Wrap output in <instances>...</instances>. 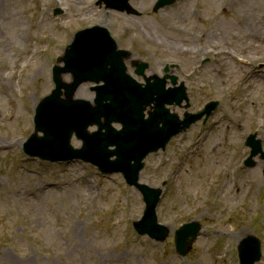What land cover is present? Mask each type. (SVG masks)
<instances>
[{
	"label": "rangeland",
	"instance_id": "rangeland-1",
	"mask_svg": "<svg viewBox=\"0 0 264 264\" xmlns=\"http://www.w3.org/2000/svg\"><path fill=\"white\" fill-rule=\"evenodd\" d=\"M155 1L129 0L140 12L135 15L98 0H0V264H238L237 246L249 235L260 239L257 263L264 264V159L243 164L248 134L264 150V6L257 7L261 0H175L153 11ZM243 10L250 17L243 31L227 33ZM96 25L131 52L127 72L139 81L134 61L149 63L147 76L167 68L183 81L187 111L218 101L205 122L144 159L139 181L162 189L156 213L169 228L164 241L135 232L132 223L145 205L120 173L22 152L37 104L54 87L57 58L76 32ZM254 28L257 38L244 33ZM218 50L247 63L211 52ZM91 85L81 84L75 96L90 99ZM168 107L180 117L185 111ZM71 144L81 143L73 137ZM193 220L201 224L199 235L179 255L174 231Z\"/></svg>",
	"mask_w": 264,
	"mask_h": 264
},
{
	"label": "water",
	"instance_id": "water-1",
	"mask_svg": "<svg viewBox=\"0 0 264 264\" xmlns=\"http://www.w3.org/2000/svg\"><path fill=\"white\" fill-rule=\"evenodd\" d=\"M101 1L108 8L137 13L129 0ZM173 1L157 0L153 10ZM128 55L127 51L117 49L115 40L104 27L96 25L76 32L64 55L58 58L63 65H55L52 69L55 88L38 103L35 130L24 143L23 150L28 155L50 161L81 159L96 165L102 172H121L126 182L141 192L145 202L143 216L133 222L134 228L139 234L163 240L168 228L157 223L155 214L161 191L138 183L142 160L149 152L164 148L171 136L187 128L204 113L209 115L215 102L209 103L200 113H185L180 120L165 104L180 105L183 99L188 100L183 84L165 89V78L156 77L151 82L150 78L144 77L147 83L141 85L126 73L123 58ZM146 67L145 63L138 64L135 73L143 75ZM66 73L72 77L70 83L62 80ZM170 78L175 84L176 77ZM83 82L96 84L92 88L95 92L93 101L74 97ZM147 106L152 109L145 118ZM112 122L120 123L121 128L114 129ZM93 125L97 130L89 132L88 127ZM73 133L81 140V148L71 145ZM246 144L251 147V152L245 164L252 166V157L258 152L264 157V153L255 135H250ZM199 229L198 223L190 222L175 231L178 252H187ZM238 253L241 264H255L261 256L259 240L254 236L245 237L238 246Z\"/></svg>",
	"mask_w": 264,
	"mask_h": 264
},
{
	"label": "bare ground",
	"instance_id": "bare-ground-1",
	"mask_svg": "<svg viewBox=\"0 0 264 264\" xmlns=\"http://www.w3.org/2000/svg\"><path fill=\"white\" fill-rule=\"evenodd\" d=\"M262 6H264V0H261L258 4H257V7L258 8H262ZM250 17H249V15L246 13V11L245 10H243L242 11V13L239 15V18H238V24H232L231 25V27H226L225 26V31L227 32V33H229V34H234V35H236V36H238L240 33H236V32H234V30H236V29H240L241 31H243L242 29H241V23H246V21L249 19ZM223 23V22H222ZM248 24H249V21L247 22ZM253 26V25H252ZM251 27V26H250ZM246 29V28H245ZM247 29H249V27L247 28ZM221 31V28H220V25L219 24H216V26L215 27H213L212 28V30H211V32L212 33H217V32H220ZM246 35H250V36H252V37H254V38H257V36H258V33H256V28H254V31L253 32H244ZM264 37V36H263ZM261 41V40H260ZM178 52L179 53H186L187 51H188V49H186V48H182V47H179L178 49ZM217 53H224L226 56H228L229 58H232V59H234V58H236L239 62H241V63H247V57H245V56H242V57H239V56H235L233 53H231V52H228V51H226V50H223V51H220V50H218V52ZM6 85L5 84H3V87H5ZM19 138V137H18ZM12 143H13V141H12ZM3 143H0V148L1 147H3Z\"/></svg>",
	"mask_w": 264,
	"mask_h": 264
}]
</instances>
